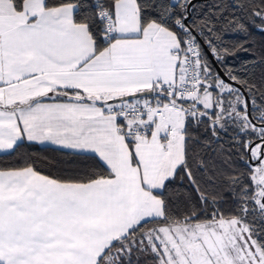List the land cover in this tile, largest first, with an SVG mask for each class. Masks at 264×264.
Segmentation results:
<instances>
[{
	"label": "snow or ice",
	"instance_id": "obj_1",
	"mask_svg": "<svg viewBox=\"0 0 264 264\" xmlns=\"http://www.w3.org/2000/svg\"><path fill=\"white\" fill-rule=\"evenodd\" d=\"M195 8L0 0V156L93 161L0 167V264H264V74L225 42L264 0Z\"/></svg>",
	"mask_w": 264,
	"mask_h": 264
},
{
	"label": "trees",
	"instance_id": "obj_2",
	"mask_svg": "<svg viewBox=\"0 0 264 264\" xmlns=\"http://www.w3.org/2000/svg\"><path fill=\"white\" fill-rule=\"evenodd\" d=\"M195 13L199 15L205 9L211 11L214 5L223 3L225 6L230 0H195ZM238 15V13H236ZM226 44L236 48V55L230 58L232 70L240 75L259 80L264 74V34L253 27L247 31L232 30L228 33ZM247 49V51H245ZM20 161H35L37 167L48 174L61 175L65 172L78 170L93 161L84 157L66 154L51 147H41L36 144L23 143L14 156H0V167H9Z\"/></svg>",
	"mask_w": 264,
	"mask_h": 264
},
{
	"label": "crops",
	"instance_id": "obj_3",
	"mask_svg": "<svg viewBox=\"0 0 264 264\" xmlns=\"http://www.w3.org/2000/svg\"><path fill=\"white\" fill-rule=\"evenodd\" d=\"M24 143H29V142L25 141ZM32 144H36V145L41 146V147H51V148H55L56 149V146L55 145H52V144H47V143L46 144H43V145L38 144V143H32Z\"/></svg>",
	"mask_w": 264,
	"mask_h": 264
},
{
	"label": "water",
	"instance_id": "obj_4",
	"mask_svg": "<svg viewBox=\"0 0 264 264\" xmlns=\"http://www.w3.org/2000/svg\"><path fill=\"white\" fill-rule=\"evenodd\" d=\"M196 1L195 0H193V3H195Z\"/></svg>",
	"mask_w": 264,
	"mask_h": 264
}]
</instances>
